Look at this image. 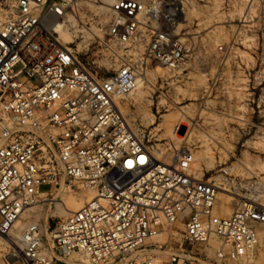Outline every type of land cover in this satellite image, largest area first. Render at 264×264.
Segmentation results:
<instances>
[{
  "label": "built area",
  "instance_id": "1",
  "mask_svg": "<svg viewBox=\"0 0 264 264\" xmlns=\"http://www.w3.org/2000/svg\"><path fill=\"white\" fill-rule=\"evenodd\" d=\"M76 2L0 7V236L52 188L78 184L93 197L54 228L51 249L60 257L44 248L32 221L12 237L22 264H78L69 261L76 253L88 264H109L176 224L179 246L165 262L134 264H204L212 248L209 264H257L264 205L250 197L215 215L218 186L191 174L192 152L160 161L118 106L150 62L168 71L185 63L189 47L173 31L176 14L159 0H111L104 34L117 63L97 76L52 31Z\"/></svg>",
  "mask_w": 264,
  "mask_h": 264
},
{
  "label": "rangeland",
  "instance_id": "2",
  "mask_svg": "<svg viewBox=\"0 0 264 264\" xmlns=\"http://www.w3.org/2000/svg\"><path fill=\"white\" fill-rule=\"evenodd\" d=\"M110 1L77 0L63 16L65 33H55L97 76L112 72L117 63L104 34ZM159 1L166 10L177 4V10H171L177 17L173 31L188 45L189 53L176 71L150 62L139 89L118 101L128 126L144 137L153 154L160 148H169L173 156L183 148L190 150L194 157L190 172L195 178L196 171L202 173L201 180L223 177L227 191L218 192L231 196L226 204L229 212H221L218 194L215 215L227 216L243 198H258L264 205V0ZM12 4L13 0H0L3 9H10ZM71 36L74 42H69ZM175 127L178 139L172 135ZM205 143L213 152L214 162L209 165L201 161L196 170L195 154L205 148ZM49 193L46 200L29 207V217L22 216L9 237L13 239L29 222L45 225L43 245L59 258L51 249L53 230L68 213L87 202L88 195L78 184L69 188L61 184ZM181 229L182 225L176 224L109 264H134L147 258L163 263L178 248ZM212 245L216 247L214 241ZM212 254L213 248L207 249L202 263L209 264ZM82 255L73 254L69 261L84 264ZM256 257L257 264H264V235ZM0 264H22L18 248L1 236Z\"/></svg>",
  "mask_w": 264,
  "mask_h": 264
},
{
  "label": "bare ground",
  "instance_id": "3",
  "mask_svg": "<svg viewBox=\"0 0 264 264\" xmlns=\"http://www.w3.org/2000/svg\"><path fill=\"white\" fill-rule=\"evenodd\" d=\"M171 9V8H170ZM172 9H175V10H177V4H174V6L172 7ZM171 9V10H172ZM65 15V14H64ZM63 15V16H64ZM63 16H61V17H58L57 19H55V21L53 22V24H52V27H53V32L54 33H57V32H59V33H65L64 32V23H65V19L63 18ZM87 32V31H86ZM55 37H56V39L59 41V39L57 38V34H55ZM73 37L74 36H71L70 37V39H69V42H74V39H73ZM60 42V41H59ZM61 43V42H60ZM61 44H63V43H61ZM139 81L140 80H138V83H137V86H136V88L133 90V91H137L138 89H139V87H140V83H139ZM176 131V127L175 128H173V130H172V135H173V137H175L176 139H178V138H180L179 137V135L175 132ZM172 153L169 151V148H160V149H158L157 151H155V154H154V156L157 158V159H159L160 161H162V162H164V163H167V162H165V161H163V159L162 158H165V159H170L171 161H172V159L174 158V156L173 155H171ZM193 154V153H192ZM195 158H196V162H195V169L196 170H198L199 169V163L201 162V161H204L205 163H207V164H209V165H212L213 164V162H214V156H213V152L211 151V148L208 146V143H205V148L203 149V150H200V151H198L196 154H195ZM193 161H194V157H193ZM193 163V162H192ZM233 169L232 168H228V171H232ZM195 174H197V177H198V180H201L200 179V176L202 175V173L201 172H195ZM197 179V178H196ZM226 181V180H225ZM215 183H216V185L218 186V189H221V190H224V191H227L225 188H223L225 185H226V183L224 182V179H223V177H221V176H218L217 178H216V180L214 181ZM261 191V193H263V190H260ZM86 194L88 195V200L89 199H91L92 197H93V194L91 193V192H87L86 191ZM219 194V207L221 208L220 210H221V212L223 213V214H227L228 212H229V208L226 206V204H227V202L229 201V197H231V196H229V195H227V194H225V193H223V192H218L217 191V194L216 195H218ZM243 199H249V198H243ZM256 199H258V198H256ZM216 200V199H215ZM214 205H215V203H214ZM80 207L82 206V205H79ZM79 208V207H78ZM77 208V209H78ZM76 209V210H77ZM29 210V208H27V209H25L23 212H22V214H21V216H20V218L19 219H21V217L22 216H25V218H28L29 216H27V215H29V214H27L26 213V211H28ZM213 212H214V208H213ZM71 213V212H70ZM69 214V213H68ZM31 215V214H30ZM19 219L15 222V224H14V228L16 227L15 225H16V223H18L19 222ZM44 219H45V217H44ZM40 222V221H39ZM24 227V226H23ZM22 227V228H23ZM41 228V231L42 232H44V233H46V231H47V228H46V226L45 225H43V227H40ZM263 235H264V232L261 230V234H260V237L261 238H263ZM1 237H3V238H5L6 240H8L9 241V244H14V240L13 239H11L10 237H9V234L8 235H3V236H1ZM215 242V241H214ZM216 243V242H215ZM216 245H217V243H216ZM44 246V245H43ZM45 249H47V250H49L48 248H46V247H44ZM152 260V259H151ZM80 261L82 262V263H84V264H87L88 263V259L84 256V255H82V257L80 258ZM245 261V260H244ZM239 264H243V263H239Z\"/></svg>",
  "mask_w": 264,
  "mask_h": 264
}]
</instances>
